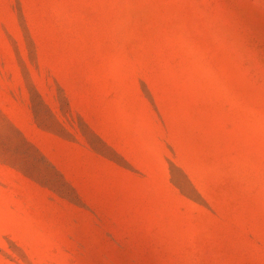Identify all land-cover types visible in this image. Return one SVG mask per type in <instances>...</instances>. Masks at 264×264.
<instances>
[{"label": "rangeland", "instance_id": "1", "mask_svg": "<svg viewBox=\"0 0 264 264\" xmlns=\"http://www.w3.org/2000/svg\"><path fill=\"white\" fill-rule=\"evenodd\" d=\"M0 264H264V0H0Z\"/></svg>", "mask_w": 264, "mask_h": 264}]
</instances>
